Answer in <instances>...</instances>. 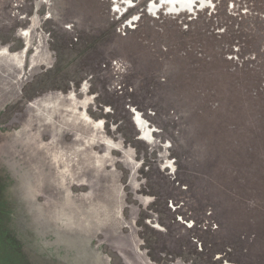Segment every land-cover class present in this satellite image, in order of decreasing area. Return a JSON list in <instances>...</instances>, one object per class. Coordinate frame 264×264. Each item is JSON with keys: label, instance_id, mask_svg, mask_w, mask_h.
<instances>
[{"label": "rangeland", "instance_id": "rangeland-1", "mask_svg": "<svg viewBox=\"0 0 264 264\" xmlns=\"http://www.w3.org/2000/svg\"><path fill=\"white\" fill-rule=\"evenodd\" d=\"M193 2L0 0V36L64 91L129 264H264V0Z\"/></svg>", "mask_w": 264, "mask_h": 264}, {"label": "water", "instance_id": "water-1", "mask_svg": "<svg viewBox=\"0 0 264 264\" xmlns=\"http://www.w3.org/2000/svg\"><path fill=\"white\" fill-rule=\"evenodd\" d=\"M0 264H129L64 91L1 36Z\"/></svg>", "mask_w": 264, "mask_h": 264}, {"label": "trees", "instance_id": "trees-1", "mask_svg": "<svg viewBox=\"0 0 264 264\" xmlns=\"http://www.w3.org/2000/svg\"><path fill=\"white\" fill-rule=\"evenodd\" d=\"M222 145L223 148H221ZM208 148H210L217 159H225L224 164L229 166L230 161L233 158L234 149L232 150L230 146L222 144L219 140H213V142H210Z\"/></svg>", "mask_w": 264, "mask_h": 264}, {"label": "bare ground", "instance_id": "bare-ground-1", "mask_svg": "<svg viewBox=\"0 0 264 264\" xmlns=\"http://www.w3.org/2000/svg\"><path fill=\"white\" fill-rule=\"evenodd\" d=\"M158 2L161 3H168L172 6V8L175 10L178 8V5L180 6H192L194 4L193 0H158ZM161 6V5H160Z\"/></svg>", "mask_w": 264, "mask_h": 264}]
</instances>
